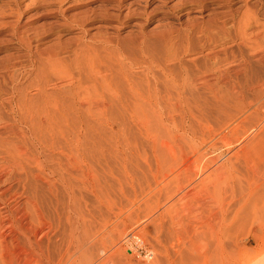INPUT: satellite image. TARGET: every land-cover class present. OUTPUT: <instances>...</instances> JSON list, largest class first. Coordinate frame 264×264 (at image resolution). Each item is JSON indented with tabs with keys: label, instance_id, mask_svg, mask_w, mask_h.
<instances>
[{
	"label": "rangeland",
	"instance_id": "obj_1",
	"mask_svg": "<svg viewBox=\"0 0 264 264\" xmlns=\"http://www.w3.org/2000/svg\"><path fill=\"white\" fill-rule=\"evenodd\" d=\"M102 4L108 7H105V10L111 13H109L111 18L102 17L90 21L84 29L89 37L93 35L94 38L92 40L83 39L84 29L77 26L75 22L72 23L73 17L87 8L98 11ZM245 13L252 14L258 22L257 25L254 24L256 26L254 29L263 30L264 0H0V83L2 85L5 83L6 85L3 86L6 88L11 87L6 78L13 74L15 80L13 82L16 85L14 92L7 93L5 91L1 94L4 97L1 101L7 102L14 98V103L20 109L24 108L21 110L23 116L27 114L26 118L30 119L35 126L46 128L47 132L54 130V134L58 133L56 126H60L59 130L62 129L60 132L64 133L61 140L63 143L67 142L62 149L52 148V152L49 151L51 158L47 161L45 168H35L34 173L38 170L35 173V177H38L36 180L40 181H36L37 183L35 182L36 184L32 185L30 190L26 191V188H22L16 182L17 185L14 180L1 186V189L9 188L7 193L11 195H7V202L11 207H20V212L17 211L18 215L28 212L26 209L29 206L26 204V199L31 197L30 204L33 207L28 208V213L32 221L31 229L34 231L32 238L35 240L33 241L34 243L39 242L42 246L48 243L47 245H50L51 249L50 255L53 253L51 257L53 261L62 251L63 257L67 260L64 264H234L236 256H240L239 260L243 261L241 263L238 260V264H264V230L260 231L259 229L258 231L257 228H254L258 225L255 224V221L264 223V218L256 219L254 214L261 211H255L252 205L247 208L246 212L243 211V215L245 212L248 216L239 220V226L233 229L235 232L230 230L227 235H224L223 238L227 244L226 253L223 252L224 257L215 249L209 234V241L213 244V246L210 244L209 253L211 256L207 255L205 259L200 258L192 263L187 262L188 260L181 262L178 256L179 251L181 249L186 251L190 241L198 236L199 227H196L197 225L201 224L203 220L215 222L214 218H217L215 210H212L213 215L209 212L212 207L215 208L219 201L225 200L224 206L232 205L231 209H235V206L233 207L235 197H232L233 195L230 193H226L225 196L222 191H219L220 188L218 189L221 187L220 181L223 180V174H220L222 176L219 180V174L216 175L217 177L214 175L211 177V181L213 182L214 179L216 186L209 183L206 184V187L205 184L199 183L201 187L197 185L196 181L203 175L202 168L208 167V171L213 168L210 163L206 164L208 157L218 155V161L221 162L230 154V151L238 147L233 141L235 136L229 135V130H227L237 122L231 120V125L229 124L231 123L230 118L228 119L235 109H231V113L229 110L221 113V109L213 108L217 106L215 102L218 95L224 94L226 90L232 88L233 78L237 74L234 70H236L238 61L240 62L248 52L252 53L251 55L257 54V51L251 50L242 40L232 38L230 40L226 32L230 30L232 22L239 20ZM19 24L23 28V35L32 41V49L36 44L48 46L57 41L67 42L66 44L74 43L75 40H80L82 37L81 40L85 42V45L81 46V49L76 48L79 54L84 51L81 55L69 52L68 54L63 53L61 57H65L68 64L82 66L84 72L89 73L87 76H90L92 71L91 76L97 75L95 78L101 79L102 75H107L106 77L112 83L111 89H114V84L118 82L120 89L128 93L130 89L128 80L145 88V80H151V76L150 73H146L148 65L142 62H149L154 58L159 61L165 58L167 64L176 66L175 68H178L176 69L177 80L193 77V82L190 86L187 85L188 87H181L182 90L179 91L183 94L179 99L177 98L178 91H175L171 84L166 88L159 86L165 95L173 96L166 95V101L159 105L138 104L129 107L108 105L107 109H99L98 106L93 105L94 107L91 106L88 109L86 107L87 110L84 108V113L80 110L76 112V106L70 102V93L82 90L81 94L85 92L84 96L88 92L89 94L93 93V88L84 84L85 90L75 79L71 84L70 71L64 64H50L52 67H47L44 73L31 69L35 58L31 56L27 45L18 40L16 29ZM28 26L29 29L25 31ZM198 27L202 29L205 27L204 31L207 33L200 32ZM108 34L114 39L113 43L106 44L102 41ZM38 36L42 37L39 42L36 41ZM124 40H127L126 43ZM124 45H127L128 49ZM215 53L216 57L209 55ZM178 63L187 66V74L181 72L182 67L180 68ZM151 66L153 67V65ZM154 68L157 67L152 69L154 70ZM155 70L156 72L160 71L159 68ZM72 74H75L77 78V73ZM224 74L226 75L224 76ZM225 81H229V85ZM102 84L96 85L97 93H106V91L108 93L107 81ZM226 86L230 89H225ZM99 87L100 89H97ZM89 88H91L90 91ZM165 89H167V93ZM189 90H191L190 93ZM212 105L213 107H211ZM209 106L212 111L208 109ZM191 108L194 111H190V117L187 118L189 113L186 112H189V109L192 110ZM84 117L85 122L83 121ZM203 118L212 120L206 122ZM142 119L146 120V125L141 121ZM80 120L82 122L79 123ZM140 121L142 123H139ZM141 124L143 125L141 126ZM77 125L84 132L90 131L91 134L89 132L82 139L83 141L87 139L84 149L80 147L75 151L73 149L75 146L73 131L78 127ZM146 126L151 130H147ZM220 127L221 132H225L226 135H229L227 136L230 137L229 140L233 141L231 148L227 150L225 142L221 143L222 141L220 142L217 136L213 138L219 141H217V148L211 149L210 140L212 139L208 140L207 146L200 147L204 157L193 161L191 166H186V168H190L184 172V167H181L183 158L195 145L199 144L201 137L204 138L203 136L214 132V130L216 135H219L217 130ZM190 128H193L194 131L191 132ZM145 130L154 132L153 136L150 134L149 137L155 139L154 146L156 148L149 144L150 138L146 139L148 136L143 133L146 132ZM200 134L205 135L200 137ZM239 134H242L241 129ZM196 137L197 139H195ZM56 156L59 158L62 156V159H58ZM73 162L75 163L73 164ZM236 162V171L233 174L236 187L240 191L246 183L247 169L238 160ZM49 165L52 166L49 168ZM195 169H200V173ZM43 170L44 174H42ZM183 172L184 176L181 175ZM176 173H179L177 177ZM186 173L196 174L198 179L195 178V182L192 183V176ZM58 175H63V181ZM42 182H45L44 185ZM9 185L11 186L8 187ZM196 185L200 187H195ZM19 187L22 188L19 189L20 191L17 190ZM37 190H41L43 195L39 191L41 195L36 197L39 195ZM35 197L36 199H34ZM237 197H239L238 194ZM199 201L200 204H198ZM18 215L16 216L21 217L20 221L22 220L21 222L24 223L23 216ZM180 215L183 216L180 217L181 219ZM186 222H190V225L185 224ZM173 224L174 227L171 228ZM193 224L195 225L193 226ZM70 225L76 229L72 230ZM251 232H254L257 240L254 239ZM259 232L261 233L259 234ZM184 245L185 247H183ZM20 248H23L21 244L14 251L19 255L24 254ZM185 255L190 254L187 252ZM210 257L211 261H209ZM31 264L40 263L33 259Z\"/></svg>",
	"mask_w": 264,
	"mask_h": 264
},
{
	"label": "bare ground",
	"instance_id": "obj_2",
	"mask_svg": "<svg viewBox=\"0 0 264 264\" xmlns=\"http://www.w3.org/2000/svg\"><path fill=\"white\" fill-rule=\"evenodd\" d=\"M105 7H107V6L105 4H102L99 8L100 10H98V11L91 9V8L90 9L87 8L86 10L78 12L79 14L73 17L72 23L75 22L77 26L84 29V28H86V26L88 25V23L90 21L97 20L98 18H102V17L106 18V19L111 18V15H109L110 12L109 13H108V11L106 12ZM76 13H77V11H76ZM140 14H141V12H140ZM112 17H113V15H112ZM257 23L258 22L256 21V19H254V16H252V14H250V13L246 14L245 13L240 17L239 20L232 22L230 30L226 31L230 40H231V38L234 40H237V39L240 41L242 40L243 43L246 46H248L251 50L257 51L256 52L257 54H255V52H254L255 55H251L252 53L250 54L247 51L248 54L246 53V55H244L245 57L242 56L243 57V58H241L242 60L240 62L238 61V65L235 67L236 70H234V72L236 71L235 73H237V74L235 75V77L233 76L234 81L232 80L233 81L232 82L233 83L232 88L230 89L227 86L224 87L225 89L228 88L230 90H226V92L223 91V92H225L224 94L220 93L218 95L219 97H218V99L216 98V102H215L217 104V106L213 108V109L217 108L218 110L221 109L220 110L221 113H222V111L229 110V112H230L231 109H233V108L235 109L234 113H232L230 115V117H228V119L230 118L229 119L230 121L236 120L237 122L235 125L233 124L234 126L232 128L227 129V130H229V135L235 136V137H233L234 138L233 141H235V143L238 145V147L236 146L237 148L235 150L230 151L229 152L230 154L226 158H224L225 160H223L221 162L218 161V159H219L218 155H212V156L208 157L206 164L210 163L211 165H213V168L209 171L207 169L208 167L202 168L201 170H203L202 171L203 175H202V177H199V180L196 181L198 183L197 185L205 184V186L207 187L206 184H209V183L214 184V179H213V182L211 181L212 180L211 177L213 175L215 177L217 174H219V175L223 174L224 175L223 180L220 181L223 185L221 184V187H218V189L220 188L219 191H222V193H224V195L226 193H228V194L230 193L231 195H233L232 197H235V200L233 203V207L235 206L234 207L235 209H233V208L231 209L232 205L224 206L226 204L225 200H223V202H225V203L219 201L216 204L215 208L212 207L211 211L209 212L213 215L214 213L212 210H215L214 212H215V215L217 217V218H214V220L216 219L215 222L206 221V220L202 219L203 221L202 222L200 221L201 224L197 225L199 221L197 222V224L195 223L197 225L196 227H199V230L197 231L198 234L196 233L198 236L196 235L197 237L195 239H193L192 241H190V244H188L189 246H187L185 244L186 243L185 241H184L185 243H182L188 247V248L186 247V251L189 252L190 255L186 256L185 254L187 252L183 251L181 249L179 251V255L177 254L179 256V259L181 262H183V261L186 262V260H188L187 262L192 263L194 261L195 262L198 261L200 258L205 259L207 257V255H210L209 251H210V246H211L210 244H212L211 242H213V244L215 245V249L220 253V255L223 256V252L226 253L225 251H226V245H227L224 238H223V237H225L224 235H227L228 232H230V230L233 232V229H235L236 226H239L238 222L241 221L240 219L248 216L245 212L247 211V208L250 205L253 206L255 211H258V210L261 211V212L254 214L256 219L260 220V219L264 218V214H263L264 213V27H263V30L254 29L256 27L255 25H257ZM192 26H194V25H192ZM189 28H190V26H189ZM28 29H29V26L27 27V29H25V31H27ZM16 30H17L16 32H17L18 40L27 45L31 56H33L35 58V62L32 64L31 69L38 70L41 73L42 72L44 73V72H46L47 67L50 66V68H51L52 67L51 65H54L55 63H57L58 65L64 64L68 67V69L70 71L69 78L71 80L70 81L71 84L74 83V79H75L77 81V83H79L80 85H82L83 88H85V90H86V87L84 86V84L89 85L90 87L93 88V93L89 94V92L87 91L88 94H86L84 96H83V94H85V92H83V94H81L82 90L81 91L78 90V91H74V92L70 93V96H69L70 102H71V104L76 106V108H77V109L75 108L76 112H77V110H80V112L82 111V113H84L83 112L84 108L86 109V107H87V109H88V107H91V106L94 107L93 105L98 106L99 109H105L108 105H111V107H112V105H114V106L119 105L120 107L121 106H128L129 107V106H134V105H138V104H148V105H151V104L157 105L158 104L159 105V103L166 101L165 99L167 98V96L173 97V96L167 95V94H166L167 95L166 96L165 93L159 89V86L160 87L163 86L164 88H166L168 85L171 84L174 87L173 89L175 91H178V97L177 98L179 99L181 97V94H183L181 91H179L181 89V87H183V88H184V86L188 87L193 82V77L191 79H189L188 77H184L181 80H179V79L177 80V77H176L177 70L176 69H178V68H175L176 66L167 64L165 58L161 59V61H159V59L154 58L151 61L149 60V62L148 61L142 62V63H145V65H148V66H146V68L148 69V70H146L147 71L146 73H150L149 75L151 76V80L147 79L148 77L146 78L147 80H145L146 81L145 82L146 83L145 88H142L140 85H138V83L136 84V83L132 82L131 80H128V85H129L128 87L130 88L128 93H126L122 89H120V86H118L117 81H116L117 83L114 84L115 86H113L115 88L111 89L112 83H111V80L108 77H106L107 75L106 76L102 75L101 79L95 78V77H97V75L94 73L96 76H94V77H93V75L91 76V74L93 72L92 71L90 76H87L89 73H85L84 68L82 66H80V65H74L73 66L71 64H68L66 58L65 57L62 58L63 56L61 57V55L63 53L68 54L69 52H71V53L73 52V54H75V55H77L76 53L79 54V52L76 50V48L81 49L82 48L81 46L85 45V42H82V40H81L82 37L80 38V40H77V41L74 39L75 40L74 43L66 44L67 42L65 43V42H58L57 41L56 43H54L52 45H48V46L43 45V44H36L34 46V48L32 49L31 48V42L32 41L27 36L23 35L24 31H23L22 26H20V24L17 26ZM189 30L191 31V29H189ZM198 30H200V32H203L205 30V27L203 29L199 28ZM205 33H207V32H205ZM84 38L92 40L94 37H93V35L89 37L86 29H84L83 39ZM137 39L139 40V38H137ZM41 40H42V37H39V38H37L36 41L39 42ZM120 40H121V38H120ZM102 41L107 44V43H111V42L113 43L114 39L112 38L111 35L108 34ZM117 41H119V40H117ZM126 41H125V43H126ZM141 42H143V41H141ZM140 45H141V43H140ZM140 45H139V47H140ZM124 46L127 47V45H124ZM93 48H91V49H93ZM127 49H128V47H127ZM241 50H239V51L241 52ZM83 52L84 51H82V53ZM81 54H79V55H81ZM209 55L216 57V53L215 54H209ZM208 57H210V56H208ZM83 58H81V59H83ZM175 58L177 59L178 57H175ZM176 59H174V60H176ZM69 62H70V60H69ZM180 63H181V61H180ZM180 63H178L179 64L178 66L180 68L182 67V71L181 70L180 71L183 72L184 74H187L188 73L187 66L185 64H180ZM129 64L132 66L131 63H129ZM151 65H153V67H157V68H154V70L159 68L160 71L159 72H156V70L154 71L152 69L153 67ZM55 67H57V66H55ZM59 67L61 68V66H59ZM97 67H98V65H97ZM146 68L144 66V69H146ZM89 69H91V68H89ZM73 70L75 73H77V78H76L75 74H72V73H74ZM86 70H87V68H86ZM99 70H101V69H99ZM65 71H67V70H65ZM97 71H95V72L97 73ZM226 72H228V71H226ZM146 73H145V75H146ZM217 74H219V73H217ZM238 74H240V75L237 76ZM10 75H9V78H6V79L11 84V87L6 88L3 86L5 83L3 85L0 83L1 84V86H0V264H7V263L8 264H31L33 259L36 260L37 262H39L40 264H64L67 260H65V258L63 257L64 253L62 251H60L58 249L60 252L57 255L56 259L53 261L51 259L53 253L51 252L52 254L50 255V250H51L49 248L50 245L48 246L47 245L48 243H47L46 245L42 246L39 242L34 243V241H33V240H35L32 238L34 231L31 229L32 221H31V219L29 217V213H28L29 212L28 208L31 207V204H30V201H31L30 198L31 197L26 199L27 202L25 201L26 204L29 206L26 209L28 212L27 213L24 212V215L22 213L21 214L19 213V215L23 216V218H24V223H23V222H21L22 220L20 221L21 217L19 218L16 216V215H18L17 213L20 212V207L19 208L18 207H11L10 204L7 202L8 198H6V197H8L7 195L10 194V193H7L9 188L5 187V188L1 189V186H3L5 183L14 180L15 183L16 182L19 183V186H22V188H26L25 189L26 191L30 190V188L33 187L32 185H35L37 183L36 181H40L39 179L36 180L38 177L37 178L35 177L36 176L35 173L38 170L34 173V170H36L35 168H37V169L45 168L47 166V161H49L50 160L49 158H51V154H49V151L52 148H55L56 150H57V148L62 149L63 145L67 144V142L63 143V140H61V137L64 133L62 134L60 132L62 130V129L59 130L61 128L60 126H56V128L59 131L58 133L54 134V130H52L51 132H47L46 128L35 126V124H33V122L30 119L26 118L25 116L27 114L26 115L24 114L25 116H23V113L21 111L23 107L20 109V107L18 105H16V103H14V101H15V100L13 101L14 98L12 100L11 99L7 100V102L1 101V99L2 100L4 99V97H2V95H1V94H3V92L7 91V93L8 92L12 93V92H14V89H16V87H15L16 85L14 84L15 82H13V81H15L14 76H12L13 74H10ZM225 75L226 74H224V76ZM220 77H222V76H220ZM67 79H68V77H67ZM220 79H222V78H220ZM231 79H230V82H231ZM222 80H220V81L223 82ZM106 81H107L106 85L109 87V90H108L109 92L107 93V91H106V93L104 92L105 94L104 93H97V90H96L97 86L96 85H101L102 83H106ZM179 81H182V82L178 83ZM194 81H195V79H194ZM225 82H227V81H225ZM228 82H227V84L229 85ZM7 84H8V82H7ZM100 87H102V86H100ZM100 87L97 89H100ZM186 87H185V89H186ZM87 89H88V86H87ZM90 89L91 88H89V91H90ZM191 90H189L188 92L190 93ZM165 91L167 93V89H165ZM184 94H185V92H184ZM172 99H174V98H172ZM18 104H20V103H18ZM211 107H213V105ZM211 107L208 109H210L212 111ZM108 108H109V106H108ZM203 109H205V108L203 107ZM190 111H194V110L189 109V112H186V113H189L188 114L189 116L187 118L190 117V113H191ZM80 112H79V114H80ZM196 112H198V111H196ZM203 113H205V112H203ZM192 114L196 118V115H194L193 112H192ZM205 114L207 115V113H205ZM216 114H218V113H216ZM80 115L78 117L79 119H80ZM219 115H220V113H219ZM203 116H205V115H203ZM210 116H208V117H210ZM217 117H218V115H217ZM203 120H205L207 122V120H212V119L207 118V120H206L203 118ZM229 120H228V122H229ZM83 121L84 122L86 121L85 117H84ZM141 121H143V119ZM141 121L139 123H142ZM145 121H143V123ZM252 121H253V124L250 125V123ZM80 122H82V121L80 120L79 123ZM87 122H88V120H87ZM136 122H137V120H136ZM84 124H88V123H84ZM144 124L146 125V122ZM197 124H200V123H197ZM202 124H203V122H202ZM229 124L232 125V121ZM142 125L143 124H141V126ZM64 126H66V125H64ZM150 127H151V125H150ZM146 128H147V126H146ZM203 128H204V126H203ZM192 129H191V132H193L195 128L193 130ZM240 129L242 130V134H239ZM147 130L150 131L151 128L150 129L147 128ZM149 131H146V132L142 131L143 133L146 134L145 136H148L146 139L150 138L149 137L150 134L153 136L154 132L153 131L149 132ZM163 131H164V129L162 130V132ZM221 131L222 130L220 127L217 130V132H218L217 134H219V135H216V131L214 130V132L212 131L211 133H208V135L203 136L204 138H202L201 136L205 135V134H202V135L200 134L201 139L199 138L200 139L199 144L196 143L197 146L195 145V147L190 152H188L189 154H187L183 158V162L181 161L183 163V165H181V167L183 166L184 167L183 169H185V170L182 169L184 172H186V169L189 170V168H190V167L186 168V166L187 167L191 166L193 161L195 162L198 159L204 157V153L200 151V149H201L200 147L201 146H207L208 140L212 139V140H210L211 141V143H210L211 149L217 148V144H218L217 141L218 140L216 141L215 139H213L214 137L216 138L217 136H218L219 141L220 142L222 141L221 143L225 142L224 144H226L227 150L231 148L233 141L229 140L230 137L229 138L227 137L229 135H226L225 132H223V133H225V134H223ZM223 131H224V129H223ZM73 132H74V139H75V146L73 149L75 151H77L78 148H80V147L84 149V146L86 143L85 141H87V139L85 141H83L82 139H84L86 137V134H88L90 131L84 132L83 129L78 126ZM132 133H133V131H132ZM90 134H91V132H90ZM155 134H154V136H155ZM91 137H93V136H91ZM91 137L89 139L90 141L92 140ZM195 139H197V137ZM154 140H155L154 138L149 139V141H150L149 144H151V146H153V147H155L154 145L156 143ZM91 146H92V144H91ZM92 149H95V148H92ZM92 151H94V150H92ZM51 152H52V150H51ZM52 155H54V154H52ZM57 158L60 159L59 157H57ZM57 158H56V160H57ZM75 159H77V158H75ZM77 160H79V159H77ZM236 160H238L239 163H242L247 169L246 183H245L244 188L240 191H238V189L236 187V180L234 179V174H233V172L236 171V164H237ZM74 163L75 162H73V164ZM77 163H79V162H77ZM80 163H81V161H80ZM92 165H94V164H92ZM51 166L49 165V168ZM66 166H68V165H66ZM72 167H73V165H72ZM46 169H48V168H46ZM83 169H84V167H83ZM80 170H81V168H80ZM48 171H49V169H48ZM196 171L199 172L200 169L196 170ZM39 172H42V171H39ZM86 172H88V171H86ZM91 172H92V170H91ZM180 172H181V170H180ZM184 172L181 175L184 176ZM44 173H45V171L43 170L42 174H44ZM186 174H190L192 176L191 180H192V183H194L195 178H197L196 177L197 175L196 174L194 175L191 173H186ZM38 175H39V173H38ZM178 175H179V173L176 175V177ZM58 176L61 177V181H63V175H58ZM221 176L222 175L218 176L219 177L218 180L221 179L220 178ZM188 177H189V175H188ZM40 178H42V177L40 176ZM44 179H46V178H44ZM43 183H45V182H42V184ZM38 185H37V187H38ZM197 185L195 187L199 188L201 186V185L200 186H197ZM10 186L11 185H9L8 187H10ZM45 186H46V184H45ZM51 186H52V184L50 185V187ZM209 186H211V185H209ZM214 186H216V185L214 184ZM42 187H44V186H42ZM192 187L194 188L193 184H192ZM22 188L19 187V188H17V190H19V189L21 190ZM34 188H33V190H34ZM38 188L41 189V187H38ZM215 188H217V187H215ZM10 189H12V188H10ZM25 190H24V192L26 193ZM37 191L39 192L41 190H37ZM44 191H46V190H44ZM46 192H45V194H46ZM205 192H206V189H205ZM207 192H208V190H207ZM19 193H21V192H19ZM31 193H32V191H31ZM47 193H49V192H47ZM186 193H188V192H186ZM41 194L43 195V192ZM41 194L39 192V195L37 194L38 196H36V197H39ZM237 194L239 195V197H237ZM224 195L222 196L223 198H224ZM231 195H230V197H231ZM46 196H48V195H46ZM187 196H189V195H187ZM187 196H185V197H187ZM24 197H25V195H24ZM36 197L34 199H36ZM185 197H183V198H185ZM40 199L42 200V198H40ZM43 199H44V197H43ZM38 200H36V201L38 202ZM260 202H261L262 206H260L261 205ZM32 203H34V202H32ZM34 204H36V203H34ZM198 204H200V201ZM201 204L203 205V203H201ZM206 209H207V207H206ZM68 211H70V210H68ZM243 211H245L244 215H243ZM175 214H176V212H175ZM177 216H178V214H177ZM181 216L182 215H180L179 218ZM154 217H155V215H154ZM187 217L189 218V216H187ZM210 217L213 218V216H210ZM249 217H251V216H249ZM212 218H211V220H212ZM167 219H168V217H167ZM185 219H187L186 216H185ZM199 220H201V219L199 218ZM187 221H189V220H187ZM180 222H181V220H180ZM180 222H179V224H181ZM255 222H256L255 224H258V225H256L257 227H254V228H257L258 231H259V229H260V231L264 230V223H261L259 221H255ZM189 223L190 222H186L185 224L190 225ZM168 224H167V226H168ZM182 224H183V220H182ZM195 224H193V226ZM246 224H247V222H246ZM170 225H172V224H170ZM173 227H174V224H173V226H171V228H173ZM171 228H168V229H171ZM71 229L75 230L76 228L73 229V227L71 226ZM249 231H251V230H249ZM254 231L256 232V230H254ZM192 233H193V231H192ZM251 233L253 234L254 239L256 238V240H257L258 238H257V236L255 237L254 232H251ZM260 233L261 232H259V234ZM208 234L210 236L211 242L209 241ZM45 235H47V234H45ZM256 235H257V233H256ZM256 240H255V242H256ZM20 244L23 247L20 249H22L24 252V254L22 253L21 255H19V253H16L14 251V249L17 246H19ZM213 244H212V246H213ZM185 245L183 247H185ZM58 250H57V253H58ZM219 253H218V255H219ZM212 255L214 256L215 254L213 253ZM239 257H237V256H236V258L234 257V259H235L234 264H238ZM218 260H219V258H218ZM209 261H211V257H210ZM239 262H241V259L239 260ZM210 263H212V262H210Z\"/></svg>",
	"mask_w": 264,
	"mask_h": 264
}]
</instances>
